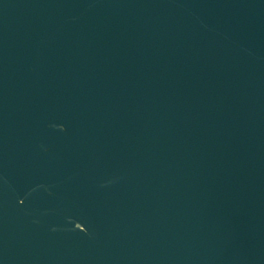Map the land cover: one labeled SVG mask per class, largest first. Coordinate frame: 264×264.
<instances>
[{"label": "water", "instance_id": "obj_1", "mask_svg": "<svg viewBox=\"0 0 264 264\" xmlns=\"http://www.w3.org/2000/svg\"><path fill=\"white\" fill-rule=\"evenodd\" d=\"M0 264H264V0H0Z\"/></svg>", "mask_w": 264, "mask_h": 264}]
</instances>
